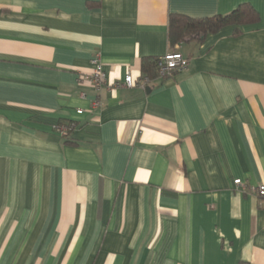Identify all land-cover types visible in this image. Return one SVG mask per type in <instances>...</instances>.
<instances>
[{
	"label": "crops",
	"instance_id": "obj_1",
	"mask_svg": "<svg viewBox=\"0 0 264 264\" xmlns=\"http://www.w3.org/2000/svg\"><path fill=\"white\" fill-rule=\"evenodd\" d=\"M241 3L255 21L176 45L183 72L83 78L98 53L137 79L169 14ZM261 182L264 0H0V264H264Z\"/></svg>",
	"mask_w": 264,
	"mask_h": 264
},
{
	"label": "built area",
	"instance_id": "obj_2",
	"mask_svg": "<svg viewBox=\"0 0 264 264\" xmlns=\"http://www.w3.org/2000/svg\"><path fill=\"white\" fill-rule=\"evenodd\" d=\"M91 71L84 75V79L88 80L92 87L98 91L102 87H106L110 90H116L120 87H133L138 85L142 88L149 85L152 78L148 75L138 76L136 79L131 73L125 74L122 79L119 80H109L103 70L102 62L100 61L98 53L94 54L90 59ZM189 60L178 50H170L161 56L156 57L155 69L157 76L159 78H165L176 73L183 72L187 69ZM96 104V103H95ZM78 114L82 112L81 109L76 111ZM74 124L71 122L69 124H61L56 126V131L60 135L66 136ZM234 185L241 191L245 190V184L240 179H235L233 181ZM251 191L254 192L258 197L264 199V183L261 182L256 186H252Z\"/></svg>",
	"mask_w": 264,
	"mask_h": 264
},
{
	"label": "trees",
	"instance_id": "obj_3",
	"mask_svg": "<svg viewBox=\"0 0 264 264\" xmlns=\"http://www.w3.org/2000/svg\"><path fill=\"white\" fill-rule=\"evenodd\" d=\"M257 19L256 11L247 3H241L226 14L193 18L184 14H169L168 42L172 50L183 40H201L207 33L215 32L225 25H240ZM156 57L143 61L142 73L150 78L156 77ZM238 264H248L241 261Z\"/></svg>",
	"mask_w": 264,
	"mask_h": 264
},
{
	"label": "water",
	"instance_id": "obj_4",
	"mask_svg": "<svg viewBox=\"0 0 264 264\" xmlns=\"http://www.w3.org/2000/svg\"><path fill=\"white\" fill-rule=\"evenodd\" d=\"M146 90H149V88L147 87Z\"/></svg>",
	"mask_w": 264,
	"mask_h": 264
}]
</instances>
